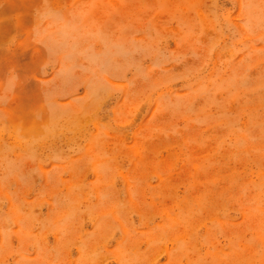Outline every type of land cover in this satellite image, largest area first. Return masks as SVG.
<instances>
[{"label":"rangeland","instance_id":"374dc122","mask_svg":"<svg viewBox=\"0 0 264 264\" xmlns=\"http://www.w3.org/2000/svg\"><path fill=\"white\" fill-rule=\"evenodd\" d=\"M0 264H264V0H0Z\"/></svg>","mask_w":264,"mask_h":264}]
</instances>
